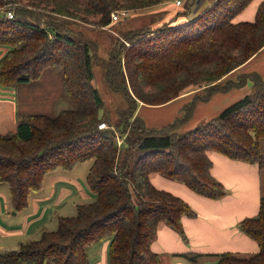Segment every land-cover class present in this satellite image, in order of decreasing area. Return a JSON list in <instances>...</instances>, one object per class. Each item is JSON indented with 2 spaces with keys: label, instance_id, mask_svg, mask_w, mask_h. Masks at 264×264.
Returning a JSON list of instances; mask_svg holds the SVG:
<instances>
[{
  "label": "trees",
  "instance_id": "obj_1",
  "mask_svg": "<svg viewBox=\"0 0 264 264\" xmlns=\"http://www.w3.org/2000/svg\"><path fill=\"white\" fill-rule=\"evenodd\" d=\"M163 1L0 0V46L8 48L0 58V86L37 80L44 69L54 68L62 73L71 103L55 117L21 115L13 132L0 133V183L8 187L11 207L25 208L47 173L71 170L88 160L92 162L85 181L95 195L92 202L77 204L75 215L58 217L55 230L1 252L0 264H87L86 248L103 238H109V264H161V255L150 250L158 225L165 224L186 241L181 219L195 212L181 198L156 189L151 174L219 199L225 189L210 172L208 151L264 167V80L256 73L228 77L264 47V0L250 22L232 19L251 0H214L181 24L121 32L124 42L116 39L102 65L106 83L123 97L125 107L117 111L115 122L99 115L103 100L92 85L94 44L75 33L69 20L86 22L89 16H99L95 24L103 27L111 13ZM192 3L186 1L177 15L186 16ZM248 79L250 93L204 123L175 131L196 104L241 88ZM188 87L194 91L188 94L192 101L187 116L148 127L136 114L139 104L164 105ZM100 123L106 127L99 129ZM238 229L257 243L258 252L213 254L214 264H264V196L257 215L243 218ZM178 256L197 264L203 255Z\"/></svg>",
  "mask_w": 264,
  "mask_h": 264
},
{
  "label": "crops",
  "instance_id": "obj_2",
  "mask_svg": "<svg viewBox=\"0 0 264 264\" xmlns=\"http://www.w3.org/2000/svg\"><path fill=\"white\" fill-rule=\"evenodd\" d=\"M213 1L193 0L195 8L193 10L190 8L188 15L176 21L170 18L166 22L173 26L191 20L201 14ZM261 1L251 0L234 16L233 22L253 21ZM171 2L173 4V0ZM155 7L150 11H158ZM7 50V47L0 46V58ZM46 71L51 72L45 74ZM241 73H256L264 80V47L228 77L232 78ZM47 75L50 77L48 78ZM51 80H53L52 83H50ZM247 93L248 89L244 91L239 89L214 94L211 98V103L216 102L213 109L209 106L194 109L192 119L183 128H193L191 125H194L196 120H200L199 116H207L205 120H208ZM230 94L233 95L229 96ZM187 95V93L181 95L161 106L139 104L136 114L148 127L165 125L176 117L174 103ZM69 108L71 103L64 92L62 75L44 69L37 80L9 88L0 86V133L13 132L17 119L21 115L49 117L58 114L61 109ZM207 155L212 163L210 168L212 176L220 181L225 189L224 196L219 199H208L197 195L183 184L159 174L150 175V182L156 189L170 192L181 198L195 212L194 217L183 216L181 219L186 241L165 224L158 225L156 238L150 244V250L161 255V264H191L178 256L184 253L203 255L197 264H214L216 258L211 256L213 254L230 252L250 256L258 252L257 243L239 231L238 223L243 218L253 217L258 213L259 200L262 196L261 170L257 164L231 160L215 151H208ZM76 165L71 170L63 171H73ZM87 167L89 169V164ZM56 170L44 176L41 189L35 192L31 200L28 197L27 206L15 211L13 215H21L19 223L5 220L3 217L1 220L2 211L6 209V197L0 193V253L9 251L7 240L12 237L42 232L48 222L57 221L60 216L55 217L56 214L65 209L68 204L75 210L77 204H86L94 200L95 195L86 189L88 188L86 181L85 184L78 182L74 177L56 173ZM108 246L109 238L90 244L86 248L87 264H109Z\"/></svg>",
  "mask_w": 264,
  "mask_h": 264
},
{
  "label": "rangeland",
  "instance_id": "obj_3",
  "mask_svg": "<svg viewBox=\"0 0 264 264\" xmlns=\"http://www.w3.org/2000/svg\"><path fill=\"white\" fill-rule=\"evenodd\" d=\"M78 1L83 2V0H78ZM186 1L193 2V0H182V7H181V6H176L174 4V0H173V4L171 0H165L162 3H159L158 6L155 5L156 7L151 6L145 9H139V10H134V11L126 10L127 12L126 17L122 16L116 21H110L108 25L103 26V27L95 24L99 16H89L87 17L88 21L86 22L80 19H70L69 20V23L72 24V27L75 33L80 34L83 38L90 40L94 44V48L92 51L94 54L93 65H92V74H93L92 85L96 87V89L99 91L102 97V100H103V106L99 109L100 116L102 114L108 115L110 121L115 122L118 116L117 111L122 110L125 107V102L123 100V97L119 93L112 91L109 88L108 84L106 83L104 79V69L102 65V63L107 60V53L112 47L113 43L116 41V39L122 40L120 37V33L126 30L136 29L142 26L148 27L150 29H154V28L156 29V28L161 27L164 23H167L166 21L169 20L170 18L176 21L177 19L184 17L180 15L178 16L177 14L184 10L183 6L186 3ZM153 7H155V9H158V11H154V12L150 11L153 9ZM190 8L192 10L195 8L194 2L190 6ZM110 18H111V15H110ZM45 70H52L57 75L58 74L62 75L60 70H56L54 68H46ZM49 72L51 71H46L45 74H48ZM47 77L49 78L50 75H47ZM234 77L235 76H233L231 79H234ZM52 82L53 80H51L50 83ZM193 88L194 87H188L187 89L182 91L183 94L181 95H184L186 93L189 94L191 91H194ZM246 88L248 89V93L252 91V81L249 79L247 80V83L245 84V86L241 88H237V89H232V90L242 89L244 91V90H247ZM199 95H203V93L200 92ZM232 95L233 94H230L229 96H232ZM211 98L207 102H199L198 104L195 105V108H193V110L198 109V107L202 108L204 106L205 107L209 106L211 107V109H213L216 102L211 103ZM190 101H192V98L190 97V95H187V97H185L184 99H180L176 103H174V108L176 110V117L180 118V117L187 116L186 106H187V103ZM55 115L49 116V117H55ZM206 117L207 116H202V117L199 116L200 120H196V123L194 125H191V127H195L199 124L204 123L205 121H207L205 120ZM191 119H192V113L188 121L185 122L184 120H182L180 124L175 128V131L179 133V132H183V131L190 129L189 127L184 129L183 126L185 124H188V122ZM260 151L264 155V139L260 141ZM91 162H92L91 160H88L86 162H83L82 164L79 163L76 165L73 171H63L61 169H57L55 172L58 174H64L69 177H74L78 182L85 184V176L87 174V169H88L87 164H89L90 166ZM49 174H47V176ZM261 174H262V185H261L262 186V196H264V167L261 169ZM86 189L89 190L88 188ZM0 193L5 195L6 197V209L3 211L1 210L3 213L1 216V220L3 217L5 220H10L15 223H19L21 215H16V216L13 215L15 211L11 208L8 187L5 183H0ZM35 194H36L35 192L30 193L29 200H31V198ZM0 206H1V201H0ZM73 215H75V210L73 209V207H71L68 204L67 207L61 210L60 212H58L55 217L73 216ZM56 226H57V221L53 220L51 223L48 222L46 224V228H44V230L42 231L55 230ZM40 234H41V231L35 234L26 233V234L17 235V236L12 237L11 239L7 240L9 250L17 249L21 243H25V242L32 241V240H37L40 237ZM46 264H51V263L46 262Z\"/></svg>",
  "mask_w": 264,
  "mask_h": 264
},
{
  "label": "built area",
  "instance_id": "obj_4",
  "mask_svg": "<svg viewBox=\"0 0 264 264\" xmlns=\"http://www.w3.org/2000/svg\"><path fill=\"white\" fill-rule=\"evenodd\" d=\"M174 4L176 6H182V0H174ZM126 15H127L126 10H121V11L112 13L111 14V21H116V20H118L122 16L126 17ZM7 16H8V18H11L12 17V13L10 11H8L7 12ZM105 127H106L105 123L98 124V128L99 129H103ZM117 144H119V141H117Z\"/></svg>",
  "mask_w": 264,
  "mask_h": 264
}]
</instances>
